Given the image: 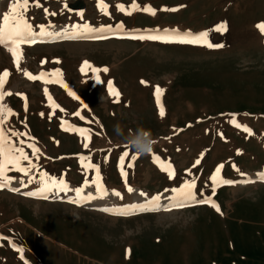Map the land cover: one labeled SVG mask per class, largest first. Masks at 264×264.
<instances>
[{
  "label": "rangeland",
  "instance_id": "rangeland-1",
  "mask_svg": "<svg viewBox=\"0 0 264 264\" xmlns=\"http://www.w3.org/2000/svg\"><path fill=\"white\" fill-rule=\"evenodd\" d=\"M9 3L0 0V18ZM133 3L139 10L131 9ZM149 6L155 15L143 11ZM44 8L56 14L45 15ZM26 18L37 32L39 25L69 36L74 25L111 30L22 44L20 70L0 45V74L9 72L3 91L11 93L3 103L15 113L5 127L26 133L19 139L39 149L30 176L45 173L64 180L68 189L40 193L38 179L29 183L23 173L8 172L13 179L0 188V264H264V181L258 179L264 173V34L257 28L264 23V0H40ZM121 24L124 31L118 32ZM220 26L227 30L218 31ZM165 29L208 36L202 44L130 38ZM95 35L107 38H90ZM85 61L101 71L81 72ZM54 70L66 87L24 74ZM109 81L118 98L109 94ZM157 86L163 90V117ZM45 88L58 105L54 115ZM233 118L251 134L235 127ZM61 121L89 130V147L77 132L64 131ZM139 128L150 130L155 144L150 154L132 160L136 153L126 138ZM125 151L126 177L119 166ZM25 152L32 157L31 148ZM80 156L99 166L109 193L99 202L127 215L73 202L79 199L75 190L96 175L85 172ZM221 165L220 177L233 183L218 184L213 194L210 177ZM193 179L197 199L210 197L219 212L210 204L141 210L157 195L166 205L172 188ZM84 193L94 195L95 186Z\"/></svg>",
  "mask_w": 264,
  "mask_h": 264
},
{
  "label": "snow or ice",
  "instance_id": "snow-or-ice-1",
  "mask_svg": "<svg viewBox=\"0 0 264 264\" xmlns=\"http://www.w3.org/2000/svg\"><path fill=\"white\" fill-rule=\"evenodd\" d=\"M32 3H35L37 7L40 6V0H10L8 11L4 12L2 14V18H0V45H3L8 49L9 52H11L13 56L14 63L16 64L17 70H20V60L22 59V52H21V45L22 44H33L36 43L38 40L43 41L45 38L48 39H55V38H67V39H74L78 38L79 33L82 31L84 33H95L100 32L103 33L106 30H111V26H107V29L105 27H101L100 29H94L91 28L89 25L85 24L83 28L81 29L80 26L74 25L73 26V33L71 36H69L66 32L61 33H55L49 31V28L53 27L52 25H48L47 27L45 25H39L37 26L39 28V31H35L34 27L31 23H29L28 19L26 18V14L28 12L29 7ZM101 11L105 13V15L108 14L107 12V5H104L101 2ZM117 8L121 12H125L126 14L130 15L131 11H126L125 7L123 5H117ZM132 10H139L138 6L133 3L131 5ZM175 10V9H171ZM143 11L148 12L152 15H155V10L153 8L144 7ZM45 15H55L56 13H49L47 8H44ZM257 28L261 32V34H264V23H260L257 25ZM118 32H123V25L117 26L116 29ZM218 31H225L226 26H220ZM208 33H199V34H192V33H180L177 30H163V33L160 32V30H155L154 32H150L147 34H140V35H134L130 38L132 39H140V40H159L164 43H179V44H202L206 42ZM90 38L93 39H105L107 37L103 35H95ZM206 46L213 47L212 44L208 43ZM42 63H44L42 61ZM86 69H91L93 73H98L101 71L100 69L92 68V66L85 61L84 65L81 68V72H85ZM103 71L107 72L108 69L105 68ZM25 76H27L28 79L36 81H42L45 85L49 83H61V86L66 87L62 84L60 80L61 73L59 70H54L51 73L46 72H40L39 75H32L31 73L25 72ZM9 76V72L5 70L2 74H0V188L7 187L11 181L12 177L8 175L9 171H18L23 173L25 176L28 177V182L32 183L38 179L39 183L41 184L40 193H45L53 190H59V191H66L67 184L62 179H55L50 176H48L45 173H38L37 176H30L29 173H31L34 169H36V165L33 163V157L36 159H39V149L35 146V143H27L24 139H19L20 137H27L26 133H21L9 128H6L5 125L8 121V119L15 115V113L7 108L4 103V97L6 95H11L10 92L6 93L3 91L4 84L6 82V78ZM94 81L99 84L101 83L99 75L94 76ZM141 83H146L145 81H141ZM108 90L109 94L113 97L118 98L119 92L114 89L112 82H108ZM45 96L49 100V107L53 110V115L55 114V110L58 107V105H55V103L52 101L51 96L48 93L47 88L44 89ZM72 95L73 93H69ZM163 94V90L159 88V86L155 89V97H156V104L159 109V115L161 117L164 116V108L161 103V96ZM26 101V98H25ZM25 110H27V105L25 104ZM43 116L44 114L41 113ZM75 115H79V112H77ZM51 118V116L49 117ZM83 119V117H81ZM235 127L242 128L245 132H249L250 130L247 128V126H242L238 123H236L235 118H233L231 121ZM61 127L64 131H75L77 132L82 140H83V147L87 149L89 147L90 143V133L87 129H76L72 126H68L66 121H61ZM13 138H16L18 143L13 140ZM31 139V138H30ZM25 146L32 149V157H30L25 152ZM136 155H133L131 157L132 160L136 159ZM128 157V152L125 151L120 158V169L122 176L127 175V173L124 171V160ZM81 161V167L87 171L89 169L94 170L96 175L95 179L88 180L86 179L84 181V185L81 188H77L76 195L79 198L77 201L73 202H79L80 200L84 202H88L94 199H102L105 196H107L108 190L104 188L100 172H99V166L94 165L91 163V157L90 156H80L79 157ZM153 159L155 162L159 163L162 170L167 171L170 167L169 165H165L162 161H159L158 157L153 156ZM23 161H27V166H24L22 164ZM199 160L196 161V164H199ZM11 166V167H10ZM132 165L129 164L128 167H131ZM223 166H218L215 173L210 177L212 184H213V194L215 192V187L218 184L221 183H233L232 181H225L220 177V170ZM169 178H173L174 174L173 172H168ZM258 179L261 181H264V173L258 174ZM246 182H252V181H246ZM23 183V181H22ZM195 180L191 181H185L183 184H181L177 188H172L170 191L172 192V195L169 196L168 203L166 205H161V197L160 195H157L155 197H152L146 204L141 205L140 208L142 211H159L163 207L164 211H171L173 209H179L191 206L192 204H210L213 208L216 209L217 212L220 211L219 207L211 201L210 197H204L201 199H197V193L195 192ZM95 186V195L92 193H88L87 195H84V188ZM16 191L17 189H13ZM129 192H132V188H128ZM37 193H27V195H36ZM113 195L117 197H121V194L115 190L112 192ZM141 195H145L144 193H141ZM46 198V197H45ZM122 198V197H121ZM103 211H110L109 209L105 208L102 209ZM114 214L119 215H127L128 213L125 210H115ZM19 251V250H18Z\"/></svg>",
  "mask_w": 264,
  "mask_h": 264
},
{
  "label": "clouds",
  "instance_id": "clouds-1",
  "mask_svg": "<svg viewBox=\"0 0 264 264\" xmlns=\"http://www.w3.org/2000/svg\"><path fill=\"white\" fill-rule=\"evenodd\" d=\"M115 131L121 134L119 124L115 125ZM126 142L132 151L141 156L150 154L155 144L151 131L143 128L137 129L134 134L130 135V138H126Z\"/></svg>",
  "mask_w": 264,
  "mask_h": 264
},
{
  "label": "bare ground",
  "instance_id": "bare-ground-1",
  "mask_svg": "<svg viewBox=\"0 0 264 264\" xmlns=\"http://www.w3.org/2000/svg\"><path fill=\"white\" fill-rule=\"evenodd\" d=\"M88 193H84V195H87ZM94 195H95V193H94ZM105 198V197H104ZM104 198H102V199H99V200H96V199H94V200H91V201H88L89 203H93V204H97L96 206H99V207H101V208H111V209H113V210H115V209H117V208H113V205H111L110 203H108V202H103V201H101V202H103V203H100L99 201L100 200H105ZM82 202H84V201H82ZM86 203V202H85ZM139 204V203H138ZM95 206V207H96ZM118 209H120V208H118Z\"/></svg>",
  "mask_w": 264,
  "mask_h": 264
}]
</instances>
